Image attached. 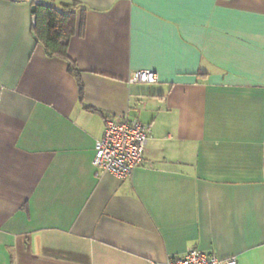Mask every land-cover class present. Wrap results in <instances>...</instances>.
I'll list each match as a JSON object with an SVG mask.
<instances>
[{"label":"crops","instance_id":"0c3cea01","mask_svg":"<svg viewBox=\"0 0 264 264\" xmlns=\"http://www.w3.org/2000/svg\"><path fill=\"white\" fill-rule=\"evenodd\" d=\"M39 1L79 3L83 99L35 38ZM137 69L158 81L130 83ZM124 116L149 126L144 158L97 174L105 120ZM192 248L264 264V0H0V264Z\"/></svg>","mask_w":264,"mask_h":264},{"label":"built area","instance_id":"2783aa9c","mask_svg":"<svg viewBox=\"0 0 264 264\" xmlns=\"http://www.w3.org/2000/svg\"><path fill=\"white\" fill-rule=\"evenodd\" d=\"M158 74L151 69H137L130 83H155ZM150 137L149 126L137 118L107 117L103 136L96 140L92 164L97 174L110 173L123 178L131 175L142 162ZM164 264H238L236 255L220 257L192 248L167 258Z\"/></svg>","mask_w":264,"mask_h":264},{"label":"trees","instance_id":"16d2710c","mask_svg":"<svg viewBox=\"0 0 264 264\" xmlns=\"http://www.w3.org/2000/svg\"><path fill=\"white\" fill-rule=\"evenodd\" d=\"M78 6L79 3L76 1L63 2L61 7L42 1L36 2L32 30L36 40L43 44L48 55L62 57L68 61L69 71L78 81L80 99H83L84 84L80 70L68 55L70 38L78 26ZM80 24L81 26L84 24V13L81 14ZM86 108L94 109L87 105Z\"/></svg>","mask_w":264,"mask_h":264},{"label":"water","instance_id":"95a60500","mask_svg":"<svg viewBox=\"0 0 264 264\" xmlns=\"http://www.w3.org/2000/svg\"><path fill=\"white\" fill-rule=\"evenodd\" d=\"M35 9H36V5H33V6H32V10H33V12L35 11ZM32 20H33V23H34V22H35V16H33Z\"/></svg>","mask_w":264,"mask_h":264}]
</instances>
